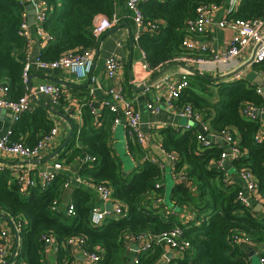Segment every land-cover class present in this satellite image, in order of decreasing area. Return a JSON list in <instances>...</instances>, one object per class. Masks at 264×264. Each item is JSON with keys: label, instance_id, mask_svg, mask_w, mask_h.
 <instances>
[{"label": "trees", "instance_id": "1", "mask_svg": "<svg viewBox=\"0 0 264 264\" xmlns=\"http://www.w3.org/2000/svg\"><path fill=\"white\" fill-rule=\"evenodd\" d=\"M52 5L44 30L51 37L45 46L42 59L53 61L71 50L95 49L99 40L93 34L94 20L98 15L109 18L117 16L119 0H49ZM225 0H154L140 4L145 22L157 23L158 30L144 31L134 41L146 54L150 69L157 70L184 53L182 41L186 36L187 21L197 17L201 4L222 5ZM125 4V0H123ZM25 7L15 0H0V84L9 86L10 97L18 99L26 91L23 68L26 39L19 34L22 12ZM235 20L264 18V0H241L236 11L229 15ZM253 70L264 75V61L254 64ZM189 86L176 100L175 105L192 107L205 115L216 133L228 131L240 134L239 148L242 155L232 161L237 172L250 170L257 181L258 190L264 198V141L255 139L262 127L260 118L249 120L242 116L245 104L264 109V96L258 86L248 79L233 82H217L209 75H188ZM219 87V101L212 102L198 94L197 90L209 94L210 86ZM80 92H79V91ZM78 92V94H75ZM72 97L80 100L81 119L71 118L74 132L57 158L62 164H71L84 153L96 157L92 167L82 165L79 175L94 184H106L113 197L127 210L124 218L109 217L95 227L91 224L93 192L85 186H75L72 204L75 215L54 212V200L61 203L64 184L68 179L59 173L51 185L42 190L38 186L21 193L15 176L9 170L0 171V211L10 214L18 222L27 224L20 232L21 242L17 249L16 264H48L45 260L44 236H53L57 243L58 264H70L71 237L82 236L86 249L98 251V264H130L126 239L144 233L160 235L173 228H184L183 238L190 243L184 255L169 264H252L249 256L242 252L236 236H246L261 247L258 259L264 263V208L239 203L238 193L242 186L226 178L225 168L217 167L224 151L217 144L204 146L197 137L198 126L190 130L163 127L159 130L160 143L167 152L177 154L173 174L170 200L178 211L166 214L165 170L150 160L139 163L133 170L125 172L121 161L113 155L110 146L115 114L105 108L95 116L90 109L91 95L87 89L72 90ZM62 106L69 100L59 99ZM61 112H63L61 110ZM96 119L99 125H96ZM54 120L46 106L36 105L35 111L24 114L12 128L13 140L27 133L26 142L35 145L54 127ZM128 150L132 156L143 157V149L130 139ZM159 185V186H157ZM159 204H156L157 201ZM189 208L193 218L184 224L180 214ZM163 244L153 246L139 255L136 264H158L165 253Z\"/></svg>", "mask_w": 264, "mask_h": 264}, {"label": "built area", "instance_id": "2", "mask_svg": "<svg viewBox=\"0 0 264 264\" xmlns=\"http://www.w3.org/2000/svg\"><path fill=\"white\" fill-rule=\"evenodd\" d=\"M18 4L25 7L22 12V22L19 28V34L26 39V52L23 68V80L26 91L23 96L18 99H12L10 97L9 86L6 84H0V108L10 110L13 115V121L18 122L21 117L26 113L35 111L37 103L33 99V95L36 93L45 94L49 96L52 102L58 103L62 97L71 98L70 90L58 83H42L36 89L30 87V74L31 70L38 68L41 70L51 69H66L69 70L76 80L88 79L90 81V95L93 96L97 89H102L99 77L94 73V64L96 61L97 48L95 49H76L63 53L58 59L53 61H45L42 59L43 52H40L36 57H33L30 53V32L31 26L29 21L30 12L26 8L27 4L31 5L35 17L34 28L36 35L40 39L42 46H46L51 37L44 30L43 26L46 22L50 12L52 11V5L49 0H15ZM145 1L154 0H125V5L130 13V16L135 23L137 30L134 34V39L137 41L144 31L154 32L158 30L157 23L145 22L144 14L140 8V4ZM241 0H225L222 5L209 3L201 4L197 7V17L187 21L186 36L182 41V48L184 53L177 59L178 62L192 66L202 73L214 74L215 76L227 74L239 66H241L246 59H244V52L250 47L255 48L258 46L255 53V63L264 61V18L248 19V20H235L229 18V15L237 10ZM224 9L225 18L214 22V15L221 9ZM119 19L116 15L113 18H109L105 15H98L94 20L93 34L97 40H100L101 36L117 26ZM213 26L220 28H230L233 31L231 40L221 51H215L211 44L205 39L207 33ZM142 58L144 61V68L150 73L153 71L150 69L147 61L146 54L142 50ZM122 67L121 58L113 54L105 60L104 63V76L107 80L113 82L116 80L118 72ZM263 75V74H262ZM236 79L243 78V72L235 76ZM189 86L188 72L182 75L177 81H172L168 77H164L159 81L153 83L150 88L158 90L159 94L157 98L148 103L147 107L153 114H158L162 110L173 111L177 116L187 120L183 130H190L196 126H199L201 131H198L197 137L204 146L212 145V138L222 137L229 144L230 148L227 151H223L221 159L217 161L216 166L225 168L227 161H233L240 157L242 152L239 148V143L234 140V135H231L228 131H222L216 133L209 120L205 119V115L194 109L192 105H184L177 107L175 105L176 100L180 97L183 91ZM165 90V93H161ZM257 91L264 96V91L261 87L257 88ZM107 99L102 101V106L109 109L116 114L114 119V126L121 124L124 119L127 126L128 137L136 141L142 147L146 143V135L141 127L140 113L136 110L134 105L129 102L124 95L122 85L117 81L105 89ZM163 99V103L161 100ZM71 104V102H70ZM69 104V115L76 120L81 119L80 106L77 104ZM91 112L97 116L96 109L90 103ZM264 113L263 110H259L250 104H245L241 109L243 117L249 120H256L260 118V115ZM99 121L96 119V125H99ZM59 127L55 125L51 132L42 137L35 145H29L24 140H13L12 129L9 130L0 138V152L9 156H13L18 160H30L36 158H42L50 146H58ZM255 139L258 142L264 141V124L260 130L256 133ZM58 144V145H57ZM144 161L150 160L160 166L162 170H166L167 166L171 167L173 173L174 163L177 160V154L174 152H167L162 149V155L160 157L156 155L145 154L143 156ZM96 161V157L90 153H84L81 158L82 164H86L89 167L93 166ZM25 171L19 169H8L15 176L18 184L19 191L21 193H27L29 190L35 187H39L42 190L47 189L51 183L56 179L60 170L63 169V165L60 162H53L45 169L39 170L36 176L31 174L33 167H27ZM6 170L3 165H0V171ZM174 175V174H173ZM238 175L245 183V188L238 193L239 203L244 206L256 207L264 202V198L261 196L258 190V184L254 174L248 169H242L238 172ZM231 183L229 177L226 178ZM75 182L81 185L86 180L77 175L72 180L67 179L65 186H69L71 182ZM159 186V185H157ZM95 190L99 195L104 207H94L91 210V224L95 227L101 226L104 221L109 217L124 218L128 215L127 210L123 207L120 201L113 197L112 189L106 184H95ZM160 200L156 204H159ZM111 204V209H106V205ZM51 210L54 212H64L70 216L75 215V209L73 204H61L58 200H54L51 205ZM172 213V210L167 209L166 214ZM189 220V216L184 217ZM23 222L18 221L15 223V229L17 232L22 231ZM184 228L177 226L168 232H164L160 235H152L144 233L139 236L127 237L128 251H133L132 245H138L136 250L139 254L149 250L153 244H163L165 247V253L161 260L163 264H169L170 261L176 258L173 255L182 257L186 249L190 247L189 241L183 238ZM46 244L56 243L53 236H44ZM236 242H249L252 241L246 236H236L234 238ZM70 247L79 246L85 261L83 264H98L101 260V255L98 251H90L86 249V241L82 236L71 237L67 242ZM12 245L10 240V233L7 229L0 230V263L1 264H16L17 250L12 252ZM14 253V257L11 261V255ZM167 253L171 254V257L167 256ZM139 256V255H138ZM134 258L133 263H138L139 257ZM261 264H264L260 260Z\"/></svg>", "mask_w": 264, "mask_h": 264}, {"label": "crops", "instance_id": "3", "mask_svg": "<svg viewBox=\"0 0 264 264\" xmlns=\"http://www.w3.org/2000/svg\"><path fill=\"white\" fill-rule=\"evenodd\" d=\"M118 4L119 5L117 8V17L119 19V23L117 26L121 25V28H119L116 32L113 33L111 32L107 34V32L111 31L113 28L117 26L113 27L112 29H109L108 31L105 32L106 35L103 34L101 36L102 40L101 38L99 40L98 46H100V51L97 60L95 61L94 64V73L99 77L102 89H97L93 94V96L91 95L92 97L91 103L92 106L96 109L97 114L98 115L101 114L105 109L102 106V101L108 98V96H106L105 94V89H108L109 87L114 85V83L119 81V83L122 85L125 98L129 102H131L136 108V110L140 113L141 127L146 135V143L144 144L143 147L140 145V147L143 149L144 152L142 156H144L145 154H150L160 157L162 155V149L164 148L160 143L161 135L159 133V130L163 127H169V126L174 127L177 130H183L184 129L183 127L186 125L187 120L177 116L173 111L170 110L164 109L158 114H153L148 109L147 107L148 103L154 101L157 98L156 96L158 95H161L163 97V94H159L158 93L159 91L156 90L155 88H150L149 90H146V88L143 90H138L137 88L152 80L160 71V69L157 70V73L154 72L150 73L148 70L144 68V61L141 52L142 50L135 43H133V38L137 30V27L133 22L126 5L123 3V0H119ZM27 7L28 4L26 8ZM224 18H225L224 9L221 8L214 15L213 21L218 22ZM30 20L31 17L29 16V21ZM29 32H30V45H31L30 53L32 54L33 57H36L40 52H43L45 50V46L41 45L40 39L36 35L33 24H31L29 28ZM232 36H233V31L230 28L228 27L220 28L218 26H213L211 30L207 33L205 39L211 44L212 48L215 51H221L226 46V44L230 42ZM253 51L254 48L250 47L248 50L244 52L245 53L244 59H246L245 62L251 58ZM113 54H116L121 58L122 67L118 72L116 80H113L112 82L105 78L103 68H104L105 60ZM130 71H132L133 79L130 78ZM187 72L188 71L186 69L180 66H174L170 68L164 75H162L157 81L163 79L164 77H168L172 81H177L182 77V75H184ZM204 74L212 77L215 76L214 74H208V73L207 74L204 73ZM188 75H191V73L188 72ZM259 75H261L262 78H264V75L253 70L252 67H249L243 71L242 79H248L253 83L255 80H258L257 77ZM30 76H31V85L33 89H36L42 83H56L54 80L58 79V80H63L65 82H69L72 85H74V86H67L65 84H61L66 86L70 90V92H72L73 88L76 87V89L88 88V91L90 93V88L88 87L89 80L88 79L76 80L74 75L69 70L66 69L41 70L38 68H34L33 70H31ZM220 83L222 84L223 82L220 81L217 82L216 84H220ZM218 90L219 87L218 85H216V86H210L209 94L201 91V89H198L197 92L198 94L206 97L210 101L216 102L219 101ZM161 93H165V90H162ZM75 94H78V92H76ZM33 96H35L38 99V101L34 100L37 103V106L40 103H42L44 106L47 105L51 106L60 113L67 115L69 118L71 117L68 112L70 102L71 104H77L78 106H80V110H81L80 100L76 97L75 98L72 97V93H71V98L67 97V99L69 100L68 104L67 105L65 104L64 106H62L60 102L54 104L51 98L45 94L36 93ZM161 102L163 103V99L161 100ZM61 110L63 112H61ZM48 111L50 113V117L54 120L55 123L54 126L57 125L59 127V133H60L58 138L59 145L57 144L58 145L57 147L50 146L47 149L46 153L42 156V158H36L37 160H40L37 162L34 161L36 159L18 160L13 156H9L0 152V165H3V167L6 170L13 169L15 172V170L21 169L25 171L26 169H28L27 167L31 166L33 167L31 170V174L33 176H36L39 170L45 169L48 165H50L53 162H60L57 160V158L59 157L60 153L64 150L65 147L60 151L58 155L54 156L51 160H44V159H46L48 156H51L55 152V150L58 149L61 146V144H63L72 126L71 123L67 121L65 118H62L54 114L49 109ZM260 119L264 124V113L260 115ZM78 121L80 124L82 123V119ZM15 123L16 122L13 121V115L11 111L0 108V138L4 134H6L9 130H11L15 125ZM195 127L197 126L195 125ZM197 129L198 131H201V129L199 128ZM233 137L237 143H240L239 132L235 131ZM21 139L24 140L25 142H28L31 139V133H27L26 135L22 136ZM129 140L130 138L128 137L127 134V126L124 119L122 120L121 124H118L116 126H114V121H113L110 146L112 148L113 155L116 156L121 161L123 170L125 172L133 170L139 163H142L144 161L143 157L141 158V156L139 155H137L136 157L130 154L128 150ZM211 141L212 144H217L224 151H227L230 148L226 140L220 136L212 138ZM123 147H124V152H123L124 154L122 153ZM126 156L127 157L129 156L133 164H130L129 166L126 164L127 163L126 162L127 160L125 158ZM62 165H63V169L60 170L59 173H65L68 176V179L72 180L73 177L79 175V172L81 171L83 164L81 162V158H77L71 164H62ZM224 166H225V170L229 174V177L234 179L235 182H238L242 186V189H244L245 183L238 175L237 169L233 167L232 161H227ZM84 179L86 180V182L81 185H78L73 181L71 182V184H69V186H65L64 184V191L62 192L61 195V204L62 205L63 204L68 205L70 203L72 204L73 191L75 186L77 185V186H85L93 192L94 195V198L92 200L93 208L94 207L103 208L104 204L95 190L94 187L95 184L87 178ZM259 205L262 206V208H259V210L264 208V202ZM176 208L172 203V205H168L167 209L177 212ZM0 212H4V211H0ZM6 214L11 218L12 223L7 219L0 218V230L2 229L9 230L11 245L13 246L12 247V252H13L18 249V246L21 242V238H20L21 230L19 232L16 231L15 229L16 221L13 219V217L10 214L8 213ZM180 216L183 219L184 224H186L187 221H189L194 217L192 211L189 208L183 209ZM187 216H189L190 218L189 220H186L184 218ZM22 222H23L22 228H24V226L27 224V221L22 220ZM127 242L128 241L126 239V248H127V253L129 254V263L134 264L133 263L134 258L140 255L136 251L138 249V245L136 244L132 245L133 251L129 252ZM239 245L242 252L249 256L252 264H256V262L258 264H261L260 260L258 259V253L261 249L259 245L245 241L239 242ZM57 250H58L57 243L46 244V250L44 256L48 264H58ZM71 255H72V259L70 264H83V262L86 259L85 256L83 255L82 249L79 246L71 247ZM177 255L178 254L176 255L174 254L173 256L179 258L180 256ZM158 264H163V260H160Z\"/></svg>", "mask_w": 264, "mask_h": 264}, {"label": "water", "instance_id": "4", "mask_svg": "<svg viewBox=\"0 0 264 264\" xmlns=\"http://www.w3.org/2000/svg\"><path fill=\"white\" fill-rule=\"evenodd\" d=\"M27 9H28L29 12H30V17H31L30 24H34V22H35V17H34V13H33V9H32V7H31V5H28ZM128 26H129V25H128ZM119 28H121V25H119V26L113 28L111 31L107 32V34H109V33H111V32H112V33H113V32H116ZM104 35H106V34L104 33ZM101 40H102V38H101ZM257 48H258V46H256V47L254 48V51H253V53H252L251 58H250L249 60H247L244 64H242L241 66H239L237 69H235V70H233V71H231V72H229V73H227V74H224V75L213 76L212 79H213L214 81H216V82H220V81H222V82H233V81L239 80V79H236V78H235L236 75L242 73L244 70H246V69L249 68V67H253V65L256 64V63H255V53H256ZM99 51H100V46L97 47L96 60H97V57H98V55H99ZM174 66H180V67L186 69V70H187L189 73H191V74H199V75L205 76L204 73L200 72L199 70H197L196 68H194V67H192V66H188V65L183 64V63L175 62V63L167 64L166 66L162 67V68L160 69V71L157 73V75H156L152 80H150L148 83H146V84H144V85H141V86L138 87L137 89H138V90H143V89H145V88H147V87H150V86H151L153 83H155V82H156V81H157L162 75H164V74H165L170 68H172V67H174ZM206 76H207V75H206ZM130 78L133 79V77H132V71H130ZM257 79H258V80H255L253 83L256 84L257 86L261 87L262 90L264 91V78H262V76L259 75V76L257 77ZM53 80H54V79H53ZM228 80H229V81H228ZM54 81H55L56 83L65 84V85H67V86H74V85H72L71 83H69V82H65V81H63V80L55 79ZM89 84H90V81H88V85H89ZM30 87H32V85H31V76H30ZM33 99H34L35 101H38V99H37L35 96H33ZM46 107H47L51 112H53L54 114H56V115H58V116H60V117H62V118H65L67 121H69V122L71 123V126H72L71 129H70V131H69V134H68V136L66 137L65 141L63 142V144H61V146H60L58 149H56L55 152H54L51 156H48L46 159H44V160H51L54 156L58 155V154L60 153V151H61L64 147H66V146L68 145V143H69V141H70V139H71V137H72V135H73L74 127H73V123L71 122L70 118H69L67 115L60 113L59 111L55 110V109H54L53 107H51V106H48V105H47ZM34 161L37 162V161H40V160H37V159H36V160H34ZM111 207H112L111 204H107V205H106V209H109V210H110ZM259 208H262V206H261V205H258V206L256 207L257 210H259ZM176 209H177V211H178L179 208H176ZM0 218L7 219V220L11 221V223H12L11 218H10L5 212H0ZM167 256H168V257H171V254L168 253ZM13 257H14V253L11 255V258H10L9 261H11Z\"/></svg>", "mask_w": 264, "mask_h": 264}, {"label": "rangeland", "instance_id": "5", "mask_svg": "<svg viewBox=\"0 0 264 264\" xmlns=\"http://www.w3.org/2000/svg\"><path fill=\"white\" fill-rule=\"evenodd\" d=\"M124 152V147H123V150H122V153ZM124 154V153H123ZM126 158V164L129 166L130 164H133L131 162V159L129 158V156L125 157ZM165 185H166V202L168 205H172V202L170 200V193H171V189H172V186L173 184L175 183V179L173 178V175L171 173V167L167 166L166 170H165ZM256 264H258L256 262Z\"/></svg>", "mask_w": 264, "mask_h": 264}]
</instances>
